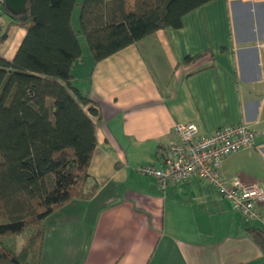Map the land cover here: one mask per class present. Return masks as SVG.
Returning <instances> with one entry per match:
<instances>
[{
	"label": "crops",
	"instance_id": "1",
	"mask_svg": "<svg viewBox=\"0 0 264 264\" xmlns=\"http://www.w3.org/2000/svg\"><path fill=\"white\" fill-rule=\"evenodd\" d=\"M181 23L96 65L81 48L71 73L99 111L88 169V188L96 191L47 217L39 264H264L246 234L264 231V201L247 221L205 182L162 190L135 171L161 166L164 147L178 141L175 124H194L199 136L239 123L264 131V0H214ZM24 35L9 27L0 56L11 60ZM255 142L223 159V180L264 188V137Z\"/></svg>",
	"mask_w": 264,
	"mask_h": 264
},
{
	"label": "trees",
	"instance_id": "2",
	"mask_svg": "<svg viewBox=\"0 0 264 264\" xmlns=\"http://www.w3.org/2000/svg\"><path fill=\"white\" fill-rule=\"evenodd\" d=\"M212 1L26 0L18 15L4 5L9 24L0 25V44L9 27L25 35L11 60L0 56V264H39L47 217L96 191L88 169L100 116L73 84L79 36L96 65L158 30L179 29L183 16ZM246 234L264 252V231Z\"/></svg>",
	"mask_w": 264,
	"mask_h": 264
},
{
	"label": "built area",
	"instance_id": "3",
	"mask_svg": "<svg viewBox=\"0 0 264 264\" xmlns=\"http://www.w3.org/2000/svg\"><path fill=\"white\" fill-rule=\"evenodd\" d=\"M5 1L0 0V11ZM172 133L178 141L164 147L161 166L139 165L135 171L155 179L162 190L169 185L196 178L215 188L245 220H256V207L264 201V188L258 183L244 185L238 179L226 182L219 168L229 155L255 149V139L264 137V131L257 132L239 123L222 127L210 135L199 136L194 124H175Z\"/></svg>",
	"mask_w": 264,
	"mask_h": 264
},
{
	"label": "water",
	"instance_id": "4",
	"mask_svg": "<svg viewBox=\"0 0 264 264\" xmlns=\"http://www.w3.org/2000/svg\"><path fill=\"white\" fill-rule=\"evenodd\" d=\"M26 0H6L5 8L13 15L24 14Z\"/></svg>",
	"mask_w": 264,
	"mask_h": 264
},
{
	"label": "rangeland",
	"instance_id": "5",
	"mask_svg": "<svg viewBox=\"0 0 264 264\" xmlns=\"http://www.w3.org/2000/svg\"><path fill=\"white\" fill-rule=\"evenodd\" d=\"M81 0H77L78 3H80ZM78 13H79V8L76 7L73 11V15H72V21H73V28L74 30L77 32L78 31ZM3 23L5 25H7V19H6V16L5 15H2V19ZM79 43L81 45V48L83 50V53L84 55L85 54H88L87 52V48H86V44H85V41L83 39L82 36H79ZM89 56V55H88Z\"/></svg>",
	"mask_w": 264,
	"mask_h": 264
}]
</instances>
